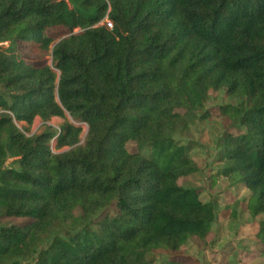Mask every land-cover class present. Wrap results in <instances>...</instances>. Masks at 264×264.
Here are the masks:
<instances>
[{
  "label": "trees",
  "instance_id": "1",
  "mask_svg": "<svg viewBox=\"0 0 264 264\" xmlns=\"http://www.w3.org/2000/svg\"><path fill=\"white\" fill-rule=\"evenodd\" d=\"M106 16L112 29L97 26ZM54 28L66 34L56 43ZM221 90L240 103L203 111ZM218 117L231 125L216 162L250 192L243 207L255 219L264 0H0V218L27 220L0 227V264H156V251L186 264L174 255L209 236L216 212L177 184L197 167L173 135ZM36 118L63 123L30 136L17 126ZM75 123L87 127L82 144ZM257 237L264 256V222Z\"/></svg>",
  "mask_w": 264,
  "mask_h": 264
},
{
  "label": "rangeland",
  "instance_id": "2",
  "mask_svg": "<svg viewBox=\"0 0 264 264\" xmlns=\"http://www.w3.org/2000/svg\"><path fill=\"white\" fill-rule=\"evenodd\" d=\"M47 34L55 39V43L66 37L62 28L50 29ZM10 46V43L3 44L5 48ZM22 54L26 60L31 61L35 58L24 51ZM46 59L50 64V58L47 57ZM240 101L238 97L228 96L224 90L213 92L206 100L203 111H214L215 108L224 105L237 106ZM62 123L63 120L59 118H52L47 123L36 118L29 128L22 123L17 124V126L25 135L30 136L40 134L48 126L58 131V127ZM75 125L82 127L80 136V144H82L87 127L82 124L75 123ZM230 125L231 121L226 117L210 118L205 121L195 120L187 128H181L173 135L175 140L185 147L197 167L196 173L180 178L177 184L185 189L199 190L201 201L204 203L211 202L216 212L215 223L209 236L204 240L192 238L185 251L174 255L181 257L186 264H264V256L256 247L259 242L257 233L260 223L264 222V214L258 215L255 219L249 216L244 210L243 204L250 197V192L235 180L224 178L221 171L225 165L216 162L220 138ZM126 148L128 151H138L133 142L127 143ZM139 151L146 157L150 154L149 148H143ZM12 161L13 159H9L5 166H11ZM233 212L236 216L234 218L231 217ZM79 215L80 212L75 211V216ZM26 221L25 218L4 217L0 218V227L22 225ZM56 235L61 236L62 231L53 232L50 238L42 243L43 246ZM152 256L156 264H164L166 259L173 255L156 251L152 253ZM35 257L34 255L21 260L20 264H33Z\"/></svg>",
  "mask_w": 264,
  "mask_h": 264
},
{
  "label": "built area",
  "instance_id": "3",
  "mask_svg": "<svg viewBox=\"0 0 264 264\" xmlns=\"http://www.w3.org/2000/svg\"><path fill=\"white\" fill-rule=\"evenodd\" d=\"M103 25L106 26V28L108 29H112V23L110 22L107 16L100 23L97 24V26Z\"/></svg>",
  "mask_w": 264,
  "mask_h": 264
}]
</instances>
